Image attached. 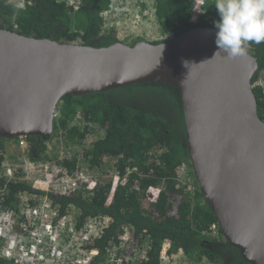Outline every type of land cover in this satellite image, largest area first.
Instances as JSON below:
<instances>
[{"label":"trees","instance_id":"obj_1","mask_svg":"<svg viewBox=\"0 0 264 264\" xmlns=\"http://www.w3.org/2000/svg\"><path fill=\"white\" fill-rule=\"evenodd\" d=\"M17 1L20 7L12 0H0L1 31L95 49L123 42L112 32L104 33V16L112 9L111 0ZM147 1L153 4L154 18L163 37L177 38L197 28L218 30L215 23L220 17L215 0L206 2L205 14L195 25L188 22L191 0ZM247 53L255 58L258 67L251 89L258 118L264 123V90L258 84V76L264 71V44L249 45ZM57 110L53 132L47 140L23 138L30 146V160L46 159L47 143L64 138L86 149L83 154L92 167L114 160L117 181L92 186V197L86 199L81 191L61 195L52 189L41 190L20 180L15 172L14 179L0 178V206L4 210H16L19 194L26 193L46 196L58 208V223L74 207L78 211L77 229L90 219L109 218L102 237L91 245L99 251L93 264L104 261L108 247L124 241L127 228L133 231L134 241L148 249V261L144 264H158L166 243H171V252L183 254L190 264H246L240 252L226 240L207 236L209 226L217 219L200 189L194 198L185 190L184 178L193 170L184 145L186 131L181 98L174 86L146 83L65 97ZM59 127L65 132L60 133ZM92 131L101 133V137L88 147L83 143ZM8 140L12 139L0 138V174ZM76 161H64L62 167L69 174L74 173Z\"/></svg>","mask_w":264,"mask_h":264},{"label":"water","instance_id":"obj_2","mask_svg":"<svg viewBox=\"0 0 264 264\" xmlns=\"http://www.w3.org/2000/svg\"><path fill=\"white\" fill-rule=\"evenodd\" d=\"M217 31L95 49L0 30V138L47 140L65 97L174 86L192 170L224 239L244 263L264 264V123L251 89L258 67L248 53L215 55Z\"/></svg>","mask_w":264,"mask_h":264},{"label":"built area","instance_id":"obj_3","mask_svg":"<svg viewBox=\"0 0 264 264\" xmlns=\"http://www.w3.org/2000/svg\"><path fill=\"white\" fill-rule=\"evenodd\" d=\"M141 1L152 3L147 0ZM207 1L191 0L192 9L188 20L190 24H197L204 16ZM258 84L264 90V79L259 78ZM57 115L56 110L55 116ZM3 167L0 178L14 179L15 168L6 166L5 162ZM28 171L26 173L29 175L28 182L30 181L34 186L39 184L40 187H36L41 190L52 189L61 195L78 191L77 182L69 184L71 179L68 175L72 173L69 174L53 161L31 162ZM117 178L115 172L114 181L108 184L116 182ZM96 185L98 184H92V186ZM183 185L189 196L194 198L199 190L197 180L193 178L186 184L183 182ZM1 192L0 187V194ZM89 194L92 195V192ZM73 209L74 207H71L67 215L58 223L56 221L58 208L53 207L46 196L23 193L19 194L16 210L7 211L0 206V264H93L99 251L91 245L102 237L110 219L96 217L77 229L76 219L72 220L69 215ZM125 231L127 236L124 241L118 246L108 247L106 257L100 264H144L148 261L146 246L134 241L132 230L127 228ZM207 236L215 240L224 239L218 222L209 226ZM158 264L190 263L183 254L171 252V243H166L162 248Z\"/></svg>","mask_w":264,"mask_h":264},{"label":"rangeland","instance_id":"obj_4","mask_svg":"<svg viewBox=\"0 0 264 264\" xmlns=\"http://www.w3.org/2000/svg\"><path fill=\"white\" fill-rule=\"evenodd\" d=\"M111 1L112 9L104 16L106 23L105 34L114 33L118 40L123 41L121 44L128 47H132L141 42L162 44L171 40L170 37H163L161 35L154 18L152 3H146L141 0ZM12 2L16 7L21 6V3L17 0H12ZM136 39H140L141 42H135ZM259 78L264 79V71L260 72L258 83ZM57 116H54V120ZM59 130L61 133L65 132V129L62 127H59ZM100 137L101 133L92 131L87 134V138L83 144L90 147ZM70 142L64 138L50 141L47 143L44 154L46 159L39 162L53 161L57 166L62 167L64 161L76 159L75 172L73 171L74 173L68 175L71 179L69 184L77 182L78 187L76 190L81 191L84 198L90 199L92 195L89 192L93 183L104 185L114 181L115 161L109 159L104 161L99 167H92L88 159L84 157L83 152L86 149L81 148L76 141L74 143ZM29 151L30 146L23 138H16L5 142V165L14 167L19 175V179L26 180L27 182L29 175L26 173L29 172V164L33 162L29 158ZM194 177L193 171H190L183 182L186 184V182H190ZM35 185L40 187L39 184ZM77 213L78 211L75 208L71 210L69 212L70 218L75 220L78 216Z\"/></svg>","mask_w":264,"mask_h":264},{"label":"clouds","instance_id":"obj_5","mask_svg":"<svg viewBox=\"0 0 264 264\" xmlns=\"http://www.w3.org/2000/svg\"><path fill=\"white\" fill-rule=\"evenodd\" d=\"M215 7L220 17L215 23V55L226 53L234 59L245 56L249 45L264 44V0H215Z\"/></svg>","mask_w":264,"mask_h":264},{"label":"flooded vegetation","instance_id":"obj_6","mask_svg":"<svg viewBox=\"0 0 264 264\" xmlns=\"http://www.w3.org/2000/svg\"><path fill=\"white\" fill-rule=\"evenodd\" d=\"M226 258H227V260H228V258H230V254L228 252L226 253Z\"/></svg>","mask_w":264,"mask_h":264}]
</instances>
